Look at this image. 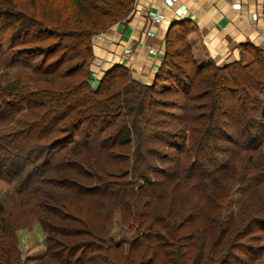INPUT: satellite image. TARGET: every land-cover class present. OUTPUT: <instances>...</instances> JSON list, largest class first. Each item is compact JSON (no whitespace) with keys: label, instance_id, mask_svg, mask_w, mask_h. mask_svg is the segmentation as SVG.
<instances>
[{"label":"trees","instance_id":"1","mask_svg":"<svg viewBox=\"0 0 264 264\" xmlns=\"http://www.w3.org/2000/svg\"><path fill=\"white\" fill-rule=\"evenodd\" d=\"M53 1H56L57 6L68 9L70 17L76 18L70 26L75 28L77 33L70 31L68 36L79 37L82 49L86 53L84 65L92 54L91 34L113 22L125 19L136 2V0ZM17 6L19 5L14 1L3 2L0 6L2 30H11L13 33L10 41L7 42V48L17 46L16 42L21 46H27L32 42L33 32L44 30L39 21L16 9ZM192 29L193 23L189 19L175 21L169 25L165 38V55L152 85L133 79L126 67L114 65L106 71L96 89H91L83 78V81L80 80L79 90L76 91L80 99L75 97L71 100L72 95L69 94L61 101H52L50 106H47L50 112L44 111L43 115H46L44 116L46 118L40 119L38 123H33L28 128L20 129L10 139L1 141L0 175H22L20 189L25 185L28 191L33 190L35 187L32 186L36 183L44 180L41 176L43 175L44 178L51 169L64 166L67 169L68 166H71L70 168L74 166L82 171V174H87L89 172L87 169L98 171L103 163H107V148L113 145H127L135 141L133 153L128 155L127 161L123 163L124 170L116 167L113 171H108L109 174H118L123 170L122 176L129 177L126 183L115 184L116 187L111 185L113 189L111 187L112 190L110 189L109 192L102 191L95 194H90L91 189L84 186V189L78 191L84 197L80 199L76 197L77 199L73 200H69L67 194L63 201L61 199L60 201L55 196L56 192H42L43 198H47V206L50 207L45 208L46 205L42 202L43 208L38 211V221L44 231L45 244V252L39 257L40 260L48 258L61 260L63 264L87 262L93 264L97 256L94 252L105 250L109 253L115 249L109 232L110 218L108 216L101 218V210L108 206L120 210L123 215L122 222L125 223L126 218L131 217L133 224L137 225L139 238L129 243L130 256L140 257L143 248L153 245L155 249L149 251L152 259L148 264H156L159 255L161 264H186V254L182 253V255L178 252L170 256L165 251L166 238H170L176 244L180 240H191L188 244L193 245L192 242L195 241L202 255L198 264H230L234 257L233 250L237 249V246L251 248L232 241L228 247L231 251L223 255L222 252L217 253V250L211 246L210 238L212 230L222 224L215 212L218 209L217 212H220L221 205L218 199L225 191L224 185L227 179L230 178L228 182L234 179L233 173L230 172L236 169L232 161L233 156H238V163L241 161L238 165L237 180L238 184H242V188L248 179L252 180L251 183H256L263 178L262 157L264 156L258 150L264 139V50L250 42H245L239 45L240 56L236 60L221 67H216L212 60L200 64L192 55L187 40V35ZM22 50L32 51L30 48ZM246 55L250 58L246 59ZM166 77L175 80L176 92L181 91L185 94L177 98L175 106L182 110V119L188 129L187 140L184 142L180 143L172 134L164 138L165 146L184 154L178 153L171 157L162 155L160 151H149L150 149H144L143 146L147 142H162L159 136L151 131L158 125L155 118L158 109L152 94L158 92L156 88L158 80ZM115 83L121 84L122 91L107 93L106 90L111 89ZM196 86L198 89L194 95L185 93ZM0 94V97L6 95L23 100L27 98H22L26 93L19 86V79L1 85ZM84 94L87 96L85 97ZM200 98H203V102L196 101L201 100ZM228 101L232 104L231 107L226 104ZM75 103L81 105V108L82 105L86 107L91 105L96 110L86 115L87 125L83 128L81 137L79 138L76 132L85 122V117L73 125L70 123L71 129L69 128L68 132L73 131L71 135L43 141L47 134L56 131L54 125L50 126L51 122L58 123L64 120L70 115L68 111ZM11 105L13 104L9 103L6 106L11 109ZM105 105L113 106L115 111L121 109L123 118L113 133L104 137L101 135L105 127L101 129L100 127H102L101 117L105 113L103 109ZM226 108H231L233 116L237 119L241 140H238V145L235 147L238 149L218 151L219 149L214 148L211 142L218 136L216 131H224L222 127H218L219 125H215L210 130L207 126L210 123L207 125L205 123L220 114L226 115ZM48 121H50L49 126H47ZM215 151L217 154L229 153V162L220 159L217 154L212 156ZM190 156H193L192 160ZM244 157L249 161L243 163ZM152 158L166 163L161 168L155 167L154 172L157 174L155 178L151 177L148 169L146 170ZM114 161L110 160L108 164L111 165ZM40 167L43 169L39 170ZM248 170H255V173L249 175ZM226 172L230 173L226 174ZM104 173L106 174L107 171ZM91 175L95 176L94 173ZM130 180L140 181L141 184L137 183L135 190ZM47 183L58 186L50 181ZM106 184H102V187ZM176 191L181 199L178 207L172 206ZM61 194L63 196L65 192ZM90 197L96 200L94 217L90 216L93 209ZM101 199L106 201L102 202ZM186 206L195 209L191 217L183 216L182 211ZM252 224L264 231L263 218L251 220L244 229H250ZM184 228H191L192 232L179 237L177 232ZM235 232L230 230L226 233V239L229 241L231 236L232 238L234 235L238 236ZM239 235L242 236L241 232ZM118 248H121L120 245ZM0 264H21L14 237L1 220ZM126 264L134 263L131 260Z\"/></svg>","mask_w":264,"mask_h":264},{"label":"rangeland","instance_id":"2","mask_svg":"<svg viewBox=\"0 0 264 264\" xmlns=\"http://www.w3.org/2000/svg\"><path fill=\"white\" fill-rule=\"evenodd\" d=\"M7 1H14L16 5H19L16 9L18 8V10H22L32 16L36 21H39L44 30L33 32L34 36L32 37V42L27 44V46H21L18 44L19 42H16L17 46L7 48V42L10 41L9 39H11L13 33L11 30H2V17L0 16V86L6 84L8 81L19 79V86L22 88L24 93H26L22 98L27 97L26 100L6 95L0 97V144L1 141L10 139L12 135L16 134V132L20 129L26 127L28 128L32 126L33 123H38L40 119L46 118L44 117L46 115H43L45 113L44 111H46V113L50 112V110L48 112L47 106L49 107L52 101H61L62 98H65L69 94L72 95L71 100L75 97L80 99V96L76 93V91L79 90V87L81 86L80 80L83 81V78H85L91 89H96L99 86L101 79L105 76L107 70L112 68L114 65H121L111 64L106 69L99 67L95 68L92 65V60L94 58L93 52L88 58L87 63L84 65L86 62V53L82 49L79 37L74 38L72 36H68V34L71 33L70 31L77 33L76 29L71 28L70 26L72 21L76 18L69 16L68 9L66 10L61 6H57L56 1L0 0V6L3 2L5 3ZM129 15L130 13L128 16ZM127 17L123 20L113 22L103 29L92 33L91 45L92 38L95 35L105 33L117 23L123 24ZM187 40L191 47V53L198 63L205 64L211 60L207 56L205 49L202 47L201 41L195 33L191 34ZM9 45H11V43H9ZM23 47L26 49L30 48L32 51H23ZM245 58L249 59L250 56L246 55ZM229 62L230 61L218 62L217 64L213 63L216 67H221ZM158 69L159 66L155 69L156 71L154 74L147 79L148 81H146V85H152L154 83ZM130 76H132L131 73ZM117 80H119V78H117ZM176 85L175 80L169 77L160 78L158 80L156 87L158 92L152 94L158 109V113L155 115L158 125L152 128L151 131H154L162 142H147L143 145L144 149H150L149 151H160L162 155H165L166 157H171L175 154L178 155V153L180 155L184 154H181V152H178L172 147L165 146L166 143L164 138L172 134L175 136L174 139H177V141H180L181 143L187 140L188 135V129L185 124L186 122L182 119L183 112L175 106L176 101L178 100L177 98L181 95L183 97L185 94L181 93V91L176 92L174 89ZM197 89L198 88L196 86L191 88V90H187L185 93L194 95L197 93ZM106 91L107 93H112V91L113 93L114 91L121 92V84L115 83L111 89L108 88ZM84 96L86 97L87 95L84 94ZM200 99L201 100L196 101L203 102V98ZM116 101L118 102L119 100ZM9 103L13 104L11 105V109L6 106ZM226 104L229 105V107L232 105L229 101ZM80 106L81 105H78V103L71 105V110L68 111L70 115L58 123H56V121H52L50 126L54 125L56 127V131L47 134L46 139L43 138L42 140L46 141L48 138H57L67 134L71 135L73 131L68 132L71 129L70 123L73 125L85 117V122L81 124L80 128H78L79 130L76 132V134H78L77 136L80 138L83 133V128L87 125L86 115L96 111L95 107L91 105H88L87 107L82 105V108ZM110 106L105 105L103 108L105 113L101 117L102 127H100V129L105 127L101 136L104 137L109 133H113L119 124H121L123 118L121 116V109H116L115 111L113 106ZM236 120L237 119L232 114V109L226 108V115L220 114V116L218 115L215 119L208 120L205 123L206 125L210 123L207 125L210 130L215 125H219L218 127H222V131H224H216V133H218L216 135L218 136L213 139V142H211L214 148L219 149L218 151L226 149L231 150L233 148L238 149L235 147L238 145V140H241V138H239L238 122ZM49 122L50 121L47 122V126H49ZM2 145L4 146V144ZM134 147V140L132 143L127 145L110 146V148H107L106 150L108 155L107 163H103L98 171L87 169L89 171L87 174H82V171L77 170L78 168L74 166L73 168L68 166L67 169H65L66 166L63 168L60 167L57 169H51V171H49L44 178L43 175L41 176L44 180L36 183L37 185L35 184V186H32L35 187L33 190L31 189L32 191H28V188H26L25 185H23V189H20L22 175H0V206L2 207V210L0 211V220L3 221L6 227H8L11 235L14 237L16 246L20 253L21 264H63L61 260H49L48 258L40 260L39 258L45 252V244L44 231L38 221V215L42 207V202L46 205L45 208L50 207L47 206V198H43L42 192H56L55 196L62 201L64 197H66V194L69 200H73L76 197H78V199L84 197L83 194L78 193L80 189H84V186L87 189H91L89 191L90 194H95L97 192L101 193L102 191L107 193L110 191L112 187L111 185L116 187L122 182L126 183L127 180L129 181L128 176H122L124 170L123 163L124 161H127L126 157L133 153ZM258 152H262L264 156V139ZM216 154L217 153L215 151L212 156ZM217 155L220 159H224L225 162H229V153L223 152ZM190 158L192 160L193 156H190ZM152 159L153 160H149V168L147 166L146 170L148 169L147 171L151 177L155 178L157 175L154 172L155 167L161 168L163 165H166V163H161L157 158ZM64 160L67 159L64 158ZM110 160L115 161L113 164L109 165L108 162ZM232 161L236 166L235 171H230L233 173L232 177L234 176V179H231L228 182L230 179L228 178L226 184L224 185L225 191L221 194L219 193L220 198L218 201L221 207L220 212H217L219 211L218 209L215 214L217 217H220L219 220L222 221V224L220 227L212 230L210 238V241L212 242L211 246L217 250V253L222 252L224 255L225 252L227 253L231 251L228 247L232 241L236 242V244L240 243L248 245L251 248L245 249L237 246L238 250L236 248L233 250L234 257L232 258V261H230V264H264V231L257 229L253 224L250 229H244V227L249 224L251 220L256 218L264 219V167L263 178L261 181L251 183L252 180L248 179L246 180L247 183L244 184L242 188V184H238L237 180L238 165L241 161L238 163V156H233ZM248 161L249 159L244 157L242 162L245 163ZM262 162L264 163L263 157ZM116 167H119V169L122 168V172L119 171L118 174L108 173V171H113ZM38 169L42 170L43 168L40 167ZM106 171L107 173L105 174L104 172ZM230 172H226V174H229ZM92 173H94L95 176H92ZM252 173H255V170H248L249 175ZM48 181L53 182L54 185L56 184L60 187L51 186L53 184H48ZM130 181L131 184H134L135 190L137 183L141 184L140 181ZM104 183L107 184L105 187H102ZM115 184L117 185L115 186ZM61 192H65V195L61 196ZM174 194L175 195L173 197L175 202L172 206L178 207L181 199L179 198L178 191ZM90 200L92 203L91 205H93L92 214L90 216L94 217V213L96 212L94 204L96 200L93 197H90ZM101 201L104 202L106 200L101 199ZM194 212L195 209L189 206H186L184 211H182L183 216L186 217H191ZM101 214V218L104 216H108L110 218L109 232L115 245V249L109 253H106L105 250L94 252V255L97 256H95L93 264H126L131 260L134 264H148L149 260L152 259L150 252L154 248L152 247L153 245L143 248L142 255L140 257L130 256L129 243L132 240L135 241L139 238L136 230L137 225L133 224L134 222L131 221V217L126 218L127 221L124 223L122 222L123 215L120 213V210L109 206L107 208L104 207L101 210ZM230 230L236 231L235 234L238 233V236L234 235L233 238L231 236L228 241L226 239V233L230 232ZM190 232H192L191 228H184L179 230L177 235L182 237L184 234H188ZM240 232L243 237L239 235ZM190 241L191 240H180L176 244L170 238H166L164 249L170 254V256H173L175 255L174 253L178 252L186 254V264H198V262L202 259V255L199 253L200 251L195 245L196 242L194 241L192 242L193 245H189L188 243ZM119 245L121 248H118ZM85 264L92 263L87 262ZM156 264H161L160 255Z\"/></svg>","mask_w":264,"mask_h":264},{"label":"crops","instance_id":"3","mask_svg":"<svg viewBox=\"0 0 264 264\" xmlns=\"http://www.w3.org/2000/svg\"><path fill=\"white\" fill-rule=\"evenodd\" d=\"M155 15L161 16L159 22ZM177 18L193 23L207 56L214 62L238 59L239 45L250 42L264 50V0H136L123 24L92 38V65L126 67L132 78L147 84L165 54L169 25Z\"/></svg>","mask_w":264,"mask_h":264},{"label":"built area","instance_id":"4","mask_svg":"<svg viewBox=\"0 0 264 264\" xmlns=\"http://www.w3.org/2000/svg\"><path fill=\"white\" fill-rule=\"evenodd\" d=\"M175 0H165V4L170 6ZM161 20V16L155 15L154 21L159 22Z\"/></svg>","mask_w":264,"mask_h":264},{"label":"water","instance_id":"5","mask_svg":"<svg viewBox=\"0 0 264 264\" xmlns=\"http://www.w3.org/2000/svg\"><path fill=\"white\" fill-rule=\"evenodd\" d=\"M179 20H182V18L181 19L177 18V19L173 20L172 22L179 21Z\"/></svg>","mask_w":264,"mask_h":264}]
</instances>
